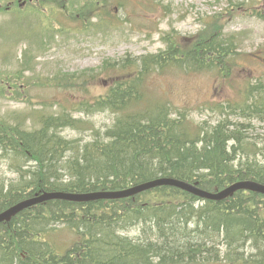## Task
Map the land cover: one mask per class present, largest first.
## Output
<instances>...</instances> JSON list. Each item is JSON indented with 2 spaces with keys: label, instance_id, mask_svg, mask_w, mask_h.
Masks as SVG:
<instances>
[{
  "label": "trees",
  "instance_id": "obj_1",
  "mask_svg": "<svg viewBox=\"0 0 264 264\" xmlns=\"http://www.w3.org/2000/svg\"><path fill=\"white\" fill-rule=\"evenodd\" d=\"M108 4L98 0L91 7L105 10ZM222 28L217 15L205 32L188 40L165 37L166 48L156 54L104 60L99 72L66 79L83 91L101 74L111 83L104 95L79 101L71 110L111 113L114 122L103 139L95 138L96 131L95 140L83 145L63 138L65 129L85 126L68 112L36 113L38 129L26 128L23 119L0 120V160L11 159L17 175L0 181V212L44 191H118L159 178L209 193L233 182L264 185V134L247 136L254 129L251 121L194 124L186 111L179 113L148 93L152 80L174 72L227 80L237 43ZM241 96L228 110L263 120L264 86L246 87ZM57 226L78 237L63 253L59 250L66 245L46 240ZM133 228L138 235H126ZM259 256H264V196L250 191L222 201L174 187L112 201L53 200L0 224V264H264Z\"/></svg>",
  "mask_w": 264,
  "mask_h": 264
},
{
  "label": "rangeland",
  "instance_id": "obj_2",
  "mask_svg": "<svg viewBox=\"0 0 264 264\" xmlns=\"http://www.w3.org/2000/svg\"><path fill=\"white\" fill-rule=\"evenodd\" d=\"M68 1L67 11L73 13L84 9L86 3V11H90L91 5L98 3V0ZM7 2L0 3V82H9L12 90L6 89L5 85L0 90V120H27L23 125L28 129L39 128L34 123L35 112L54 113L58 106L73 108L71 104L78 90H67L65 82L45 86L50 79H64L67 73L99 71L104 60H116L126 54L156 53L164 48L162 38L165 35L175 31L183 39H190L205 32L207 24L216 15L221 16L224 34L234 35L239 45L237 66L229 82L219 86V80L210 74L166 76L153 83V92L176 109L187 110L190 114L185 116L189 121L196 124L206 121L212 126L216 123V116L209 110L210 105L235 99L237 89L254 81L252 76L259 77L264 84V23L252 17L264 12V0H108L109 8L99 13L101 22L92 20L88 28L76 20L75 14L63 16L58 3L47 11L37 4L30 11L28 6L25 25H19L17 9L5 11ZM71 17H74V23L70 21ZM43 18L51 25L46 26L47 35L40 34L43 45H39L35 41L38 38L29 34L23 36L24 26L35 29L44 22ZM60 29L61 33L53 32ZM88 92L91 95L103 93L100 82L90 86ZM99 114H74L85 126L67 128L60 135L81 145L95 138L103 139V134L113 125L114 116L109 112ZM95 131L98 137H95ZM263 131L264 123H256L255 130L247 132V136L262 135ZM9 162L11 159L0 160V181L5 183L17 178ZM32 164L27 162V167ZM56 228L58 232L62 226ZM126 233L135 237L139 230L133 228ZM59 237L51 235L46 240L57 247L72 241L67 231ZM68 246L61 248L60 253ZM257 260L264 261V256L257 257Z\"/></svg>",
  "mask_w": 264,
  "mask_h": 264
},
{
  "label": "bare ground",
  "instance_id": "obj_3",
  "mask_svg": "<svg viewBox=\"0 0 264 264\" xmlns=\"http://www.w3.org/2000/svg\"><path fill=\"white\" fill-rule=\"evenodd\" d=\"M162 179H169V178H159V179H156V180H153V181H149V182H146V183H142V184H139V185H135V186H132V187H129L127 189H124L123 191H132V192H128L127 195L123 198H112L110 197L111 194H114L116 193L117 191H99V192H92V193H85V194H73V193H65V192H54V194L56 195H63V196H71V197H80V198H85L86 199H74V198H68V199H63V198H48L47 200L45 201H42V202H39V203H36V204H32L28 207H25L23 208L22 210H20L19 212H17L14 216H12L8 221H1V223H6V222H9L13 217H15L17 214H19L20 212H22L23 210L27 209V208H30V207H33V206H36V205H39L41 203H46V202H49V201H53V200H61V201H68V202H74V203H86V202H93V201H100V200H119V199H125V198H129V197H132V196H135V195H138L142 192H145V191H148V190H151V189H154V188H157V187H174V188H177L179 189L178 187L176 186H171V185H159V186H154V187H150V188H143L144 186L148 185V184H151V183H154L156 181H159V180H162ZM244 182H252V181H240V182H237V183H244ZM256 185H259V186H263L261 184H258V183H255V182H252ZM193 186L192 188V191L191 192H188L186 190H182V189H179L183 192H186V193H189L197 198H200V199H203V200H210V201H222L230 196H227V197H224L222 199H208V198H205V197H201V196H198L196 195L195 193H193L194 190L196 191H199V192H202V193H205V194H208V195H211L212 197L213 196H217L219 195L220 193H222L225 189H223L222 191L220 192H217V193H209V192H206V191H203L201 189H199L197 187V185H191ZM240 191H250V192H254V193H258V194H262L260 192H257V191H253V190H248V189H242ZM43 194H39V195H36L32 198H29V199H26V200H23V201H20L19 203L13 205L12 207L8 208L7 210L3 211V212H0V215L6 213L7 211H9L10 209L28 201V200H31V199H36V198H39L40 196H42Z\"/></svg>",
  "mask_w": 264,
  "mask_h": 264
},
{
  "label": "water",
  "instance_id": "obj_4",
  "mask_svg": "<svg viewBox=\"0 0 264 264\" xmlns=\"http://www.w3.org/2000/svg\"><path fill=\"white\" fill-rule=\"evenodd\" d=\"M159 185L176 186L179 189L186 190L188 192H191L192 188H193V186H191V185H189L187 183L180 182V181H177V180H171V179H162V180L156 181L154 183L148 184V185L144 186L143 188H150V187L159 186ZM242 189L253 190V191H257V192H260V193L264 194V187L256 185V184H254L252 182H244V183L234 184L233 186L225 189L219 195L213 196V197L211 195H208V194L196 191V190H194L193 193H195L198 196L205 197V198H208V199H222L224 197L231 196L235 191L242 190ZM128 192H132V191H124V192H120V193H114V194H111L110 197H112V198H123V197H125L127 195ZM48 198H50V199L51 198L86 199V197L85 198L71 197V196L56 195L54 193L53 194H43L39 198L28 200V201H26V202H24V203H22V204H20V205H18L16 207L10 209L6 213L0 215V222L4 221V220L8 221L12 216H14L17 212H19L23 208L28 207V206H30L32 204H36V203L45 201Z\"/></svg>",
  "mask_w": 264,
  "mask_h": 264
}]
</instances>
